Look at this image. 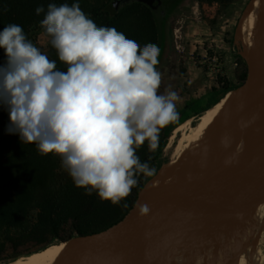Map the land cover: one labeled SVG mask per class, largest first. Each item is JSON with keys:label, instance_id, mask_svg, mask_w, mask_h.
I'll use <instances>...</instances> for the list:
<instances>
[{"label": "clouds", "instance_id": "clouds-1", "mask_svg": "<svg viewBox=\"0 0 264 264\" xmlns=\"http://www.w3.org/2000/svg\"><path fill=\"white\" fill-rule=\"evenodd\" d=\"M44 11L35 9L37 15ZM40 25L66 71L26 38L22 26L3 27L0 103L8 110L6 130L35 144L40 155L59 156L75 186L87 194L95 191L101 200L120 205L138 186V176L156 174L137 149L147 142L155 153L161 129L179 118L177 93L158 92L160 49L154 43L141 47L115 27L97 26L79 3L48 4ZM251 122L238 125L244 130ZM220 143L230 147L231 137L222 136ZM237 157L238 152L227 156L225 166ZM137 208L141 216L150 211L147 204Z\"/></svg>", "mask_w": 264, "mask_h": 264}, {"label": "rangeland", "instance_id": "rangeland-1", "mask_svg": "<svg viewBox=\"0 0 264 264\" xmlns=\"http://www.w3.org/2000/svg\"><path fill=\"white\" fill-rule=\"evenodd\" d=\"M203 1L211 6L209 7V14L206 15L208 29L206 33L203 32L205 36L203 39L200 36L197 39L193 36V39L186 40L188 44L185 50H182V55L178 56L182 46L171 38L167 29L162 33L159 44V63L156 66L162 76L158 92L159 94H166L167 90H172L177 93L179 99L176 102V108L179 118L161 129L159 146L155 153L149 152L147 142L137 149V155L141 162H148L150 167L156 168L154 176L157 175L159 168L165 161L176 156L180 149L181 137L197 125L203 112L227 90L239 87L247 75L248 59L242 53L243 45L236 37V29L249 0ZM77 3L85 14L93 8L105 12L112 7L149 6L140 0L124 3H121V0H78ZM175 3L176 0H169V5L173 6ZM198 16L200 17V13ZM88 17L93 20L94 15ZM124 17L130 16L124 15ZM101 18H105V15L103 14ZM94 22L99 26V23ZM123 27L132 28L134 31L145 29V27L129 21L125 22ZM142 37L137 41L141 47L147 43H152L151 40L148 41ZM28 40L32 41L50 60L56 61L57 68L61 64L65 65L59 61L57 52L50 44L49 38L45 35L40 23H34L29 27ZM188 119L189 123L185 128L176 129L178 125ZM37 154L43 156L38 151ZM149 156L152 157L151 160L148 159ZM50 157L55 160L56 164H54L58 166V172H62L70 183V192L66 196H68L70 203L71 211L69 212L72 218L67 225H61L58 233H52L49 229L44 231V241L51 240L50 244L65 241L62 239L77 235L74 230L76 224L102 227L112 222L135 201L141 186L154 177H144L143 174L138 176V186L132 189L130 195L122 200L120 205H113L110 201L101 200L95 191L89 195L84 188L75 186L71 176L63 168L60 157L52 153L44 155L46 159ZM125 202L128 205L126 208L121 206ZM14 254L13 246L8 243L0 251V264L28 253ZM261 264H264V258Z\"/></svg>", "mask_w": 264, "mask_h": 264}, {"label": "bare ground", "instance_id": "bare-ground-1", "mask_svg": "<svg viewBox=\"0 0 264 264\" xmlns=\"http://www.w3.org/2000/svg\"><path fill=\"white\" fill-rule=\"evenodd\" d=\"M263 36L264 0H249L236 29V37L241 41L242 53L247 59H253L260 52ZM256 81L257 108L247 127V155L264 148V65L258 70ZM239 92L238 87L227 90L203 112L197 125L181 137L176 156L159 168L157 177L172 178L233 167L234 163L224 164L225 158L234 153L232 142L225 148L220 139L224 135L232 139V110ZM188 123L189 119L176 129L185 128ZM255 198L256 209L250 221L236 231L203 232L189 226L181 235L158 239L146 254H104L96 257L93 264H261L264 258V185ZM234 199L235 195L217 197L209 201L203 211L210 219L219 220L232 208ZM183 206L185 200L174 197H165L159 204L169 215L176 214ZM136 222H142V219L138 218ZM71 242L51 243L3 264H60Z\"/></svg>", "mask_w": 264, "mask_h": 264}, {"label": "water", "instance_id": "water-1", "mask_svg": "<svg viewBox=\"0 0 264 264\" xmlns=\"http://www.w3.org/2000/svg\"><path fill=\"white\" fill-rule=\"evenodd\" d=\"M260 45V52L247 60V75L238 87L239 96L232 110L234 133L231 142L233 152H238L233 167L172 178H150L122 218L100 230L79 233L65 240L72 242L60 264H93L99 255L110 253L146 254L158 239L181 235L189 226L203 232L230 233L250 221L256 209L255 195L264 185V148L247 155V128L241 130L238 122L251 120L257 108L256 74L264 65V36ZM228 195H235L232 208L219 220L210 219L203 211L204 206L217 197ZM165 197L183 199L185 206L169 215L159 207ZM138 204H147L150 211L139 215ZM138 218L142 222H136Z\"/></svg>", "mask_w": 264, "mask_h": 264}, {"label": "trees", "instance_id": "trees-1", "mask_svg": "<svg viewBox=\"0 0 264 264\" xmlns=\"http://www.w3.org/2000/svg\"><path fill=\"white\" fill-rule=\"evenodd\" d=\"M77 2L78 0H0V30L8 24H17L22 26L28 39L29 27L40 23L48 4L59 6L67 3L71 6ZM38 6L45 9L40 15L35 13ZM103 14L105 18H101ZM86 15H94L93 20L99 26L115 27L126 38L132 39L129 34L132 31L129 29H133L123 27L125 22H121L119 12L112 14L109 10L101 12L93 8ZM139 32L140 30L137 33ZM5 61L4 50L0 48V64ZM57 69L66 71V65L61 64ZM0 107V251L10 243L14 248V255L29 254L50 244L51 240L44 241L45 230L58 233L61 225H67L72 219L66 196L70 192V183L62 172H58L54 159L38 156L35 144H25L18 134L7 132L8 110L2 103ZM132 204L121 216L102 227L76 224L74 230L79 234L105 228L122 218ZM70 237L72 236L62 240Z\"/></svg>", "mask_w": 264, "mask_h": 264}, {"label": "crops", "instance_id": "crops-1", "mask_svg": "<svg viewBox=\"0 0 264 264\" xmlns=\"http://www.w3.org/2000/svg\"><path fill=\"white\" fill-rule=\"evenodd\" d=\"M136 0H121V3ZM147 3L145 7H128L126 9L112 7L109 11L112 14L119 12L121 22H135L145 29L131 30L130 38L139 40L143 33L144 39L151 40L152 43L159 47L162 33L165 29L171 34V38L178 42L182 49L179 50L178 56L182 55L188 44L186 40L193 39V36L203 39L208 29L206 15L209 14L208 3L203 0H176L172 6L169 0H140ZM200 13V17L198 14ZM124 15L130 17H124ZM132 16H137L133 18ZM132 17V18H131ZM171 26V27H170ZM147 27V28H146ZM141 33V34H140ZM199 34V35H198Z\"/></svg>", "mask_w": 264, "mask_h": 264}]
</instances>
